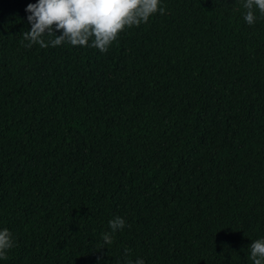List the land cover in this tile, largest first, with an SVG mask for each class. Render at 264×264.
Listing matches in <instances>:
<instances>
[{"label": "trees", "instance_id": "16d2710c", "mask_svg": "<svg viewBox=\"0 0 264 264\" xmlns=\"http://www.w3.org/2000/svg\"><path fill=\"white\" fill-rule=\"evenodd\" d=\"M36 2L0 0V229L16 244L0 264H123L125 249L144 264H253L264 17L248 25L243 0H161L164 15L101 53L26 47ZM114 216L126 226L104 245Z\"/></svg>", "mask_w": 264, "mask_h": 264}, {"label": "clouds", "instance_id": "9594fccd", "mask_svg": "<svg viewBox=\"0 0 264 264\" xmlns=\"http://www.w3.org/2000/svg\"><path fill=\"white\" fill-rule=\"evenodd\" d=\"M243 7L244 20L250 26L256 22L257 10L264 17V0H243ZM25 12L30 25L29 31L22 32L23 39L29 42L26 47H56L67 42L106 53L126 28L146 23L157 12L164 15L165 8L161 0H37L28 3ZM45 37L51 39L46 42ZM125 226L126 221L120 216L110 219V231L102 235L104 245L113 244L114 234ZM15 246L12 233L7 228L0 229V260L7 259L8 251ZM249 247L253 264H264V238L252 241ZM124 257L123 264H144L142 258H128V249L124 250Z\"/></svg>", "mask_w": 264, "mask_h": 264}]
</instances>
